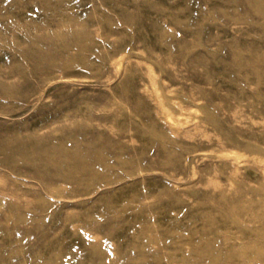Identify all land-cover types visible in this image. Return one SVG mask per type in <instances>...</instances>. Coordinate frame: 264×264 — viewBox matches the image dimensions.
<instances>
[{
    "label": "rangeland",
    "instance_id": "rangeland-1",
    "mask_svg": "<svg viewBox=\"0 0 264 264\" xmlns=\"http://www.w3.org/2000/svg\"><path fill=\"white\" fill-rule=\"evenodd\" d=\"M0 264H264V0H0Z\"/></svg>",
    "mask_w": 264,
    "mask_h": 264
}]
</instances>
